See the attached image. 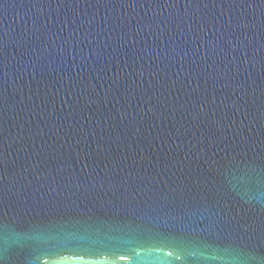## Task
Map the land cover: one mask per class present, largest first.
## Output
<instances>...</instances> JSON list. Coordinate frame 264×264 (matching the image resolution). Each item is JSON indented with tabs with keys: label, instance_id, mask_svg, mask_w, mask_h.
Wrapping results in <instances>:
<instances>
[{
	"label": "water",
	"instance_id": "1",
	"mask_svg": "<svg viewBox=\"0 0 264 264\" xmlns=\"http://www.w3.org/2000/svg\"><path fill=\"white\" fill-rule=\"evenodd\" d=\"M0 264H264V0H0Z\"/></svg>",
	"mask_w": 264,
	"mask_h": 264
}]
</instances>
